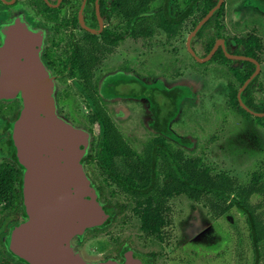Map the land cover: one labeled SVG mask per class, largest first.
Listing matches in <instances>:
<instances>
[{
    "label": "flooded vegetation",
    "instance_id": "obj_1",
    "mask_svg": "<svg viewBox=\"0 0 264 264\" xmlns=\"http://www.w3.org/2000/svg\"><path fill=\"white\" fill-rule=\"evenodd\" d=\"M168 11L167 8L161 12L164 14ZM155 12L156 9L150 14ZM142 16H144L142 20L139 19L136 23L131 22L130 0H123L121 6L116 0H85V2L84 0H0V49L6 45L15 23L18 20H23L32 29L39 30L42 35L40 57L46 71L53 78L56 109L60 116L66 120L69 118L64 109L60 108L59 99L62 97L63 100H70L73 88L78 92L73 80L83 79L82 71L90 81L97 106L106 112L117 129L119 127L115 122L123 119L121 117H126V114L118 116V113H125L124 110L130 105V101H134L140 102L146 108L143 126L151 134H155L157 119L154 118L152 110L162 103L163 90H171L178 84L173 83L171 77L166 78V75L167 72L170 75L176 74L178 61L174 60V54H177L176 46L179 36L151 21L144 22L145 15ZM207 32L205 31V33ZM192 40L190 46L198 57L203 58L210 52L201 57L196 47H193ZM217 40L219 39H216L215 42ZM168 45L171 49L167 48ZM159 48H163V51L166 50V52L163 53ZM218 49L222 50V47L219 45ZM146 51L156 52L155 55L159 52L164 55L170 54L171 60L165 65L160 55L159 58L157 57L156 67L147 71ZM189 57L193 58L190 55ZM72 70L75 72L72 73ZM152 73L155 76L151 77L152 81L147 82L145 76H150ZM166 81H170L172 84H167ZM128 85L130 87L138 85L142 92L139 91V95L132 97L129 92H123ZM63 103L68 108L67 102ZM83 103L86 107L84 100ZM153 104L157 106L152 107ZM21 107L19 96L10 100L0 99V264H28L19 253L10 250L8 245L10 232L26 221V207L22 196L23 172L16 163L10 146L11 124L18 117ZM114 112L115 114H113ZM176 117L178 116L176 115ZM175 118L168 120L167 123L171 133H173L171 125L176 120ZM68 121L73 126L77 125L71 120ZM94 122L93 125L98 128V139L99 125L96 120ZM78 128H83V125H78ZM173 135L177 137L175 133ZM170 140V142L173 141L172 138ZM87 157L91 156L85 154L81 164L90 185L94 189L96 186L104 188L103 181H101L103 183L97 182L96 178L88 173L87 167L93 162H89ZM97 173L101 174L100 168ZM107 181L113 186L114 191L118 190L115 183L108 178ZM99 204L101 205V202ZM112 212L114 216L110 218L106 227L113 228V225H116V219L119 216L113 210ZM137 220L139 221L138 217ZM165 227L166 225L161 229L158 238L156 235L146 234L139 226L137 229L141 238L154 236L162 241V231ZM103 230H99L96 226L79 236L72 237L68 245H65L68 246L66 249L68 253L64 254L67 256L66 262L74 264L77 257L86 262H92V264H129L130 261H139L140 264H155L159 261L154 251H144L143 249H147L145 246H141L143 249L139 247L138 239L131 231L123 235V238L113 234L108 236L105 251L98 252L100 251L98 250L99 246H95L91 251L86 249L91 241L99 238V234Z\"/></svg>",
    "mask_w": 264,
    "mask_h": 264
},
{
    "label": "trees",
    "instance_id": "obj_2",
    "mask_svg": "<svg viewBox=\"0 0 264 264\" xmlns=\"http://www.w3.org/2000/svg\"><path fill=\"white\" fill-rule=\"evenodd\" d=\"M116 1L121 6L123 0ZM156 1L130 0L131 22L136 23L139 19L142 20L144 17L142 15H145L144 22L151 21L178 36L182 35L185 23L190 24L188 32L192 31L217 3V0H163L155 8L156 12L150 14L153 11L150 6ZM232 1L223 0L220 8L193 38V40H203L201 43L203 53L200 56H205L211 50L216 39H223L227 53L250 57L261 65L260 34L264 33V0H239L241 9L232 10L234 19L231 18V20L234 25L229 24V26L222 23L219 18ZM167 8L168 13L163 14L161 11ZM172 25L173 28H171ZM209 30V33H205ZM191 60L203 71L211 64L225 67L224 76L227 74V77H230V80L226 82V110H235L243 117L253 116L240 107L236 94L254 72V64L229 60L221 49H218L206 63L199 64L193 58ZM190 68L193 69V65ZM71 72L74 73L75 70ZM81 73L83 79H75L73 82L89 109V120H96L99 125L98 139L94 146L95 155L86 159L94 162L100 168L101 174L115 183L118 188L116 192L126 195L133 203V214L140 221L139 228L146 234L156 235L158 238L161 229L168 224L167 204L172 198L178 196H185L192 202L204 200V206L209 207L215 216H221L231 209H236L246 220L254 257L252 264H259V247L264 242V221L256 212L262 205L260 203L253 206L250 199L253 196L262 197V203L264 202V173L258 170L261 164L260 166L259 163L254 164L255 170L250 173L247 183L237 184L224 173L212 174L201 156L186 157L185 153L193 145L192 142L189 139L176 137L167 127L168 120L175 118L181 112L184 101H190L192 104L196 102L194 98L197 88H189L184 84L182 87L163 90L162 94L165 98L163 106L152 105V107L157 106L152 110L154 118L157 119L156 133L152 134L144 142L142 149L137 152L130 147L106 112L97 106L90 81L84 72L81 71ZM176 74L179 76L177 70ZM261 91L259 71L241 94L242 102L253 112L264 113V95ZM256 119L259 120L258 117ZM260 125L264 128V124ZM171 138L172 142H170ZM94 191L99 202L104 189L102 186L99 188L96 186ZM100 206L106 216L105 224L98 225L99 230H103L114 214L112 207H106L102 203ZM125 207L121 205L119 212H124Z\"/></svg>",
    "mask_w": 264,
    "mask_h": 264
},
{
    "label": "rangeland",
    "instance_id": "obj_3",
    "mask_svg": "<svg viewBox=\"0 0 264 264\" xmlns=\"http://www.w3.org/2000/svg\"><path fill=\"white\" fill-rule=\"evenodd\" d=\"M162 1L157 0L151 4L150 8L154 11ZM240 7L239 0H233L229 8L221 13L219 20L227 25H234L231 20V18L234 19L232 10L241 9ZM183 27L182 35L177 39V54H174V60L178 61L176 69L179 76L174 73L170 75L167 72L166 78L171 77L173 83H178L176 87L186 84V87L197 88L194 98L196 102L192 104L190 101H184L181 112L172 123L171 129L177 137L189 139L192 142L193 145L185 153L186 157L199 155L206 166L211 169L212 174L224 173L237 184H245L249 181L250 173L255 170L253 168L255 163H259V166L261 164L258 170L264 173V128L260 125L264 124V119L259 118L258 120L253 116L243 117L239 114L241 117L235 110H226V82L230 80L227 74L224 76L226 68L216 64L208 65L206 69L204 68L205 71L197 68L185 49V39L190 28L189 22ZM209 32L210 30L207 33ZM260 36L262 43L260 82L261 94L264 95V33ZM202 42L203 40L199 39L193 40V45L199 55L202 54ZM167 48L171 49L170 45ZM161 49L163 53L166 52L163 48ZM162 52L155 55L156 52L146 51L147 71L156 67L155 64L160 55L165 65L170 62L171 55H164ZM134 56L137 55L134 54ZM192 65L193 69L190 68ZM137 66L140 67V65ZM154 76V73L150 76L146 75L147 82L152 81L151 77ZM172 82L166 81L167 84H172ZM67 84L70 85L68 82ZM139 91L138 85L135 87L128 85L123 92H129V95L133 97L139 95ZM69 99L63 100L60 97V108L64 109L69 117L66 118L77 124V127L83 125L81 129L90 136L86 155L93 156L98 128L93 125L95 123L93 119L89 120V110L74 88ZM161 99L162 103L159 106L165 103V98ZM63 102H67L68 108ZM145 110L146 108L140 102L130 101V105L124 110L125 113H118V116L126 114V117H121L123 119L115 122L127 143L137 152L152 135L143 126V120L146 117ZM87 171L96 178L97 182L105 183L100 202L106 207H112L114 213L119 216L113 228L106 227L101 231L97 240L88 244L86 249L89 251L94 250L95 246H99L100 251L98 252L105 251L108 236L113 234L123 238V235L131 231L138 239L141 249H143L141 246H145L147 249H143L144 251H154L158 256L159 261L155 264H252L254 257L246 220L236 209H231L221 216H215L209 207L204 206V200L192 202L185 196H178L172 198L167 204L169 207V213H166L168 224L162 231L163 240L160 241L154 236L141 238L137 229L139 221L132 213L133 203L126 195L114 191L104 175H98V168L94 162L88 165ZM250 203L253 206L261 203L262 207L256 213L264 221L262 197L253 196ZM121 205L126 206L124 212H119ZM259 249V264H264V242L260 244Z\"/></svg>",
    "mask_w": 264,
    "mask_h": 264
},
{
    "label": "water",
    "instance_id": "obj_4",
    "mask_svg": "<svg viewBox=\"0 0 264 264\" xmlns=\"http://www.w3.org/2000/svg\"><path fill=\"white\" fill-rule=\"evenodd\" d=\"M222 2L217 0L189 33L185 43L187 52L202 64L220 45L227 59L254 64V72L238 89L236 97L243 110L264 118V113L251 111L241 100L242 92L260 71L258 62L227 53L222 39L217 40L203 58L198 57L190 46L191 40ZM41 47L40 31L18 20L6 45L0 49V99L19 96L22 104L18 117L11 124L10 146L23 172L26 221L10 232L8 245L28 264H70L64 255L68 253L65 245L72 237L103 225L106 216L81 164L90 136L57 113L55 85L42 63ZM74 264L92 262L77 257ZM129 264L140 262L130 261Z\"/></svg>",
    "mask_w": 264,
    "mask_h": 264
}]
</instances>
